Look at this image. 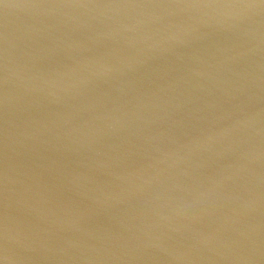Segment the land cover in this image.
<instances>
[{
	"label": "water",
	"instance_id": "1",
	"mask_svg": "<svg viewBox=\"0 0 264 264\" xmlns=\"http://www.w3.org/2000/svg\"><path fill=\"white\" fill-rule=\"evenodd\" d=\"M0 0V264H264V5Z\"/></svg>",
	"mask_w": 264,
	"mask_h": 264
},
{
	"label": "snow or ice",
	"instance_id": "2",
	"mask_svg": "<svg viewBox=\"0 0 264 264\" xmlns=\"http://www.w3.org/2000/svg\"><path fill=\"white\" fill-rule=\"evenodd\" d=\"M72 2H79V0H72ZM128 2L149 9L183 8L199 3L195 0H128ZM260 3L264 5V0H260Z\"/></svg>",
	"mask_w": 264,
	"mask_h": 264
}]
</instances>
